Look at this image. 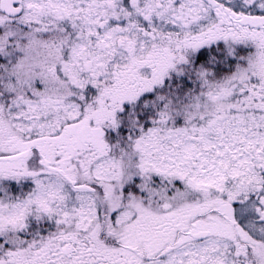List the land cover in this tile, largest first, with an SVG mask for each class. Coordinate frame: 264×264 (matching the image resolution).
Listing matches in <instances>:
<instances>
[{
	"label": "snow or ice",
	"instance_id": "snow-or-ice-1",
	"mask_svg": "<svg viewBox=\"0 0 264 264\" xmlns=\"http://www.w3.org/2000/svg\"><path fill=\"white\" fill-rule=\"evenodd\" d=\"M0 264H264V0H0Z\"/></svg>",
	"mask_w": 264,
	"mask_h": 264
}]
</instances>
